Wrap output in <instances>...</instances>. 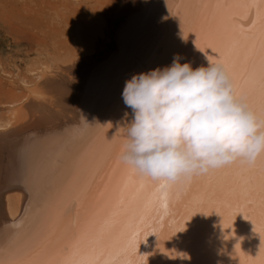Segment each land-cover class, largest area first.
<instances>
[{"label":"bare ground","instance_id":"obj_1","mask_svg":"<svg viewBox=\"0 0 264 264\" xmlns=\"http://www.w3.org/2000/svg\"><path fill=\"white\" fill-rule=\"evenodd\" d=\"M177 6L188 7L182 0H62L56 26L27 27L28 46L39 61L28 72L37 78L21 81L26 94L20 96L13 93L16 82L7 91L0 87V100L2 91L8 97L0 104L19 105L0 123V245L5 258L40 235L48 236L44 246L51 250L94 214L98 225L117 212L111 217L115 237L126 216L141 210L151 188L140 194L124 191L123 208L113 203L126 176L124 164L117 166L115 160L124 126L133 119L122 96L126 81L170 66L177 56L194 69L207 67L213 55L196 46L194 33L183 38L187 32L175 17ZM44 13L45 4L41 17ZM240 179L232 171L212 177L211 186L219 191ZM208 185L209 178L202 177L191 195H203ZM189 202L173 203L158 234L139 243L138 254L147 256V264H264L259 219L252 223L238 214L232 228L225 229L227 217L196 213L183 231H173Z\"/></svg>","mask_w":264,"mask_h":264},{"label":"snow or ice","instance_id":"obj_2","mask_svg":"<svg viewBox=\"0 0 264 264\" xmlns=\"http://www.w3.org/2000/svg\"><path fill=\"white\" fill-rule=\"evenodd\" d=\"M182 3L188 7L177 6L174 12L187 32L186 37L182 32L183 38L194 33L195 41H199L196 46L213 53L208 56L211 62L223 63L228 68L237 96L264 118V0H182ZM106 143L113 144V138H106ZM115 164L123 163L118 158ZM124 166L126 176L115 209L123 208V193L132 183L137 191L151 188V192L139 212L126 216L117 236L111 235V228L115 227L111 217L116 211L110 212L98 225L94 214L69 240L51 250L44 246L47 235H40L25 247L10 251L7 258L0 245V264H147V256L138 254L139 243L150 235H157V227L170 214L173 203L186 198L190 202L173 231H183L185 221L196 213L215 212L222 219L227 217L225 229L232 228L236 216L242 214L252 223L259 219V236L264 247V154L255 163L237 160L197 175L195 180L175 184L156 182ZM232 171L241 177L239 182L220 186L219 191L211 186L212 177ZM202 177L209 178L208 189L203 195L193 197L191 194L199 190Z\"/></svg>","mask_w":264,"mask_h":264},{"label":"clouds","instance_id":"obj_3","mask_svg":"<svg viewBox=\"0 0 264 264\" xmlns=\"http://www.w3.org/2000/svg\"><path fill=\"white\" fill-rule=\"evenodd\" d=\"M122 96L133 119L118 158L141 176L175 184L264 154V118L237 96L223 63L194 69L177 56L133 75Z\"/></svg>","mask_w":264,"mask_h":264},{"label":"rangeland","instance_id":"obj_4","mask_svg":"<svg viewBox=\"0 0 264 264\" xmlns=\"http://www.w3.org/2000/svg\"><path fill=\"white\" fill-rule=\"evenodd\" d=\"M0 0V87L3 89H12L13 82L17 86L13 93L16 96L26 94L24 89H21V81L25 78H32L36 80L35 74H30L28 71L38 67V60L32 49L29 48L30 42L27 40L25 32L28 26L38 24L43 28L51 24L56 26L58 11L60 10L58 4L62 0ZM81 0H75V3ZM96 1V0H95ZM45 4V13L41 17V10ZM92 2L89 7H91ZM56 6V7H55ZM85 6V4H84ZM99 6V5H98ZM35 13L33 16L32 13ZM33 19L29 20V16ZM87 26V22H85ZM39 26V27H40ZM26 54H28L26 56ZM5 98L0 101L7 100L6 92ZM19 105L10 107L8 105L0 104V123L6 121L11 115L14 108Z\"/></svg>","mask_w":264,"mask_h":264},{"label":"water","instance_id":"obj_5","mask_svg":"<svg viewBox=\"0 0 264 264\" xmlns=\"http://www.w3.org/2000/svg\"><path fill=\"white\" fill-rule=\"evenodd\" d=\"M133 191H136L138 194H140V193H142V192H140V191H137V188H136V185H132L131 187H129L125 192H127V193H131V192H133ZM118 198V197H117ZM115 202V199L113 200V203Z\"/></svg>","mask_w":264,"mask_h":264}]
</instances>
